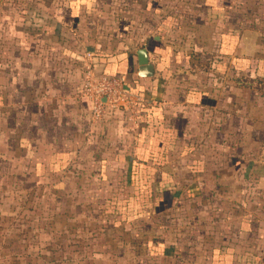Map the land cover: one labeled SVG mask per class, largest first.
<instances>
[{"label": "crops", "instance_id": "1", "mask_svg": "<svg viewBox=\"0 0 264 264\" xmlns=\"http://www.w3.org/2000/svg\"><path fill=\"white\" fill-rule=\"evenodd\" d=\"M60 2L57 8L28 13L29 32L50 37L42 42L45 56L35 59L33 55L31 63L42 61L48 67L0 73V119H6V129L11 126L14 150L42 154L40 158L49 161L44 165L49 173L67 177L80 171L74 166L80 160H101L100 173L104 174V160L114 159L126 168L124 176L132 193L145 190L139 189L145 184V150L151 149L157 156L156 173L165 174L166 184H174L173 171L165 165L166 157L175 151L182 156L204 146L205 155H194L188 165L192 176L201 175L203 159L213 156L234 155L237 167L244 166L247 151L239 146L246 139L245 124L239 120L228 131L229 99L234 88L246 90L245 79L264 81V0ZM35 16L43 17L36 23ZM69 24L75 26L77 35L62 44V36L57 39L55 35L66 31L64 26ZM87 34L92 41L84 43ZM48 43L51 49L62 44L58 49L61 57L47 54ZM140 47L148 50L154 65L150 77L137 73V55L130 51ZM188 63L191 70H187ZM87 68L97 74L125 76L127 89L144 100L135 118L120 111L100 120L91 116L90 100L82 91ZM5 112L12 114L11 121L4 117ZM254 132L249 139L259 146L249 158L260 163L258 174L264 177V156L260 157L264 140L261 133ZM234 133L236 138L231 139ZM194 184L197 188L196 181ZM163 207L151 212L159 213ZM144 212L145 206L137 218ZM117 222L130 223L121 216L114 224ZM241 229L248 227L244 223ZM228 251L236 255L233 248Z\"/></svg>", "mask_w": 264, "mask_h": 264}, {"label": "rangeland", "instance_id": "2", "mask_svg": "<svg viewBox=\"0 0 264 264\" xmlns=\"http://www.w3.org/2000/svg\"><path fill=\"white\" fill-rule=\"evenodd\" d=\"M60 1L0 0V73L26 72L38 65L48 67L42 61L31 63L33 55L35 59L42 56L43 41L50 37L29 32L28 13L57 8ZM35 17L38 23L43 16ZM57 19L61 22V18ZM111 25H106V29H111ZM64 27L66 31L55 35L57 39L62 36V44L77 35L75 26ZM261 33L264 35V29ZM90 41L87 34L84 43ZM48 44L47 54L61 57L58 49L62 44L52 45L53 49ZM186 67L192 68L190 63ZM170 82L172 98L173 80ZM262 90L264 85L251 80L246 82V90L230 91L228 131L234 130L239 120L245 124L246 139L239 146L247 151L244 166L237 167L234 155L213 156L203 159L201 175L192 176L188 165L194 155H205L204 146L199 152L194 149L182 156L175 151L169 159L166 157L165 165L173 171L174 184H166L165 174L156 173L157 156H153V150H145V184L139 188L145 190L140 192L144 198L136 195L139 199L132 197L136 193L128 186L126 168L121 167V162L104 160V174L100 173L101 160L95 159L74 164L83 172L80 177L49 173L44 167L49 161L40 158L42 154L33 156L30 151L13 149L11 126L6 129V119H0V264H212L211 248L221 242L234 249L232 264H245L237 261V254L244 251L258 255V264H264V177L258 174L260 163L249 158L259 146L249 139L254 131L261 133L264 140ZM4 117L11 121L12 114L5 112ZM145 131L148 133L149 129ZM236 135L232 134L231 139ZM152 144L157 146L156 141ZM184 147L183 144L178 150ZM237 147L233 148L235 152ZM263 156L264 149L260 153ZM131 193L129 204L124 207L121 199ZM111 195L118 198L114 205L120 211H131V215L139 214L145 206L144 216L140 217L141 213L129 224L114 225L119 214L101 209L105 198ZM151 206L156 210L164 206V210L151 212ZM244 223L247 230L241 229ZM160 239L170 247L169 256L148 253L149 243L157 246ZM224 255L229 263L232 255L229 251Z\"/></svg>", "mask_w": 264, "mask_h": 264}, {"label": "built area", "instance_id": "3", "mask_svg": "<svg viewBox=\"0 0 264 264\" xmlns=\"http://www.w3.org/2000/svg\"><path fill=\"white\" fill-rule=\"evenodd\" d=\"M82 91L91 103V116L100 120L114 111L135 118L144 100L127 89L125 76L97 74L87 68L82 84Z\"/></svg>", "mask_w": 264, "mask_h": 264}, {"label": "trees", "instance_id": "4", "mask_svg": "<svg viewBox=\"0 0 264 264\" xmlns=\"http://www.w3.org/2000/svg\"><path fill=\"white\" fill-rule=\"evenodd\" d=\"M252 79H245V85H246V82L250 83ZM254 83H258L259 86H263L264 85V81L263 80H252ZM78 175L79 177L83 175V172L81 171H78L77 173L74 172V175ZM69 190V189H68ZM71 190V189H70ZM136 194H133L132 197L135 199H139L138 197H136V195L138 194L139 196H141L142 198H144V195L142 193H140V191H137V192H134ZM131 197V198H132ZM129 197L127 198H122L121 201H122V204L124 207H127L128 206V202H129ZM132 198V199H133ZM118 200V198H116V196H108L105 198L104 200V203H103V207H101L102 210H104L105 213H112V214H119V216H121V220L123 221H128L130 222L131 220L133 219H136L137 218V215H135L134 213H132L133 215H131V211H120V209H118V207L116 205H114V202ZM161 210V209H160ZM159 210V211H160ZM158 211V210H157ZM136 217V218H135ZM121 222H117L116 226H119ZM161 242V243H160ZM149 246H150V249L148 251V253H150L151 255H170L171 253V249L170 247L167 248V245L165 244L164 241L160 240L158 245H154L152 246L151 243H149ZM229 249H232L230 248L229 245L221 242L219 243L218 246H214L211 248V252H210V255H211V262L213 264H232V260H233V253L231 252L230 254L232 255V259L230 260V262H226L225 260V253L228 252ZM222 253V254H221ZM218 254V255H216ZM219 257V258H217ZM237 261H243L245 264H258L259 261H260V258L258 255H255L254 253H252L251 251H244L242 253H238L237 254ZM195 264H200V263H195Z\"/></svg>", "mask_w": 264, "mask_h": 264}, {"label": "water", "instance_id": "5", "mask_svg": "<svg viewBox=\"0 0 264 264\" xmlns=\"http://www.w3.org/2000/svg\"><path fill=\"white\" fill-rule=\"evenodd\" d=\"M131 53L137 55L138 71L140 76L150 77L154 72V65L149 61L148 50L145 47L132 49Z\"/></svg>", "mask_w": 264, "mask_h": 264}]
</instances>
